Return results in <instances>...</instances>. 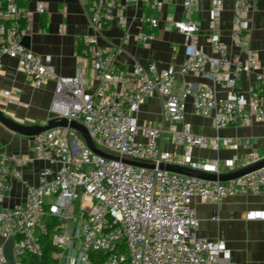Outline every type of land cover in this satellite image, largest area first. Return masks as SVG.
I'll list each match as a JSON object with an SVG mask.
<instances>
[{"label": "built area", "instance_id": "built-area-1", "mask_svg": "<svg viewBox=\"0 0 264 264\" xmlns=\"http://www.w3.org/2000/svg\"><path fill=\"white\" fill-rule=\"evenodd\" d=\"M36 11L45 13L40 0ZM154 9H162L171 0H144ZM183 18H165V30L174 29L185 36V57L178 73L209 81L200 87L187 83L173 92L176 71L159 68L155 63L134 64L131 70L120 67L112 48L100 46L97 35L113 20L120 0H91L89 19L94 34L82 37L81 54L90 59L91 77L82 68L72 75H60L23 42V19L29 7L18 0H0V62L3 57L16 60L18 69L39 87L54 82L50 112L82 123L95 146L120 157L139 161L164 162L219 174L249 165L264 158L256 154L249 139L244 156L200 161L195 148L220 145L238 149L231 138H207L191 131L188 124L177 128L185 115V104L192 101L195 114L209 118L216 129L248 126L252 121L264 125V65L250 50L249 0H235L232 7L230 39L232 51L221 41L216 20L222 11L212 0L208 43L213 55L197 43L199 22L192 18L197 0H183ZM149 31H140L136 39L148 44L155 38L158 25L154 17H144ZM129 35H126L125 40ZM254 74V85L247 92L239 81ZM218 89L223 91L218 94ZM157 92L162 99L164 126L138 122L137 113L144 98ZM36 157L46 161L36 183L27 185L24 201L6 206L12 188L9 175L20 179L10 161L23 164L26 157H9L0 151V237L14 240V264H21L25 252L41 255L40 237L47 233L46 218L54 217L52 242L59 248L55 264H244L232 260L222 240L197 234L199 218L195 199L216 203L233 195L264 196V167L228 181H211L165 170L137 167L109 160L90 150L68 128L46 130L33 139ZM175 149L167 150L164 144ZM254 217L264 218V211ZM70 221H78L76 227ZM90 251L107 254L100 263L92 261ZM0 264H7L0 242Z\"/></svg>", "mask_w": 264, "mask_h": 264}, {"label": "crops", "instance_id": "crops-1", "mask_svg": "<svg viewBox=\"0 0 264 264\" xmlns=\"http://www.w3.org/2000/svg\"><path fill=\"white\" fill-rule=\"evenodd\" d=\"M46 6L45 13L36 11L34 0H18L30 9L28 19L21 21L24 30V44L42 59L50 57V63L60 75H72L77 68H82L87 77H91L90 59L83 56L82 37L94 34L90 24L89 6L91 0H40ZM121 7L116 11L113 20L98 33L100 46L112 48L120 67L131 70L134 64L148 65L155 63L159 68L173 67L176 71L173 92H178L184 84L195 87L208 84L209 81L192 75L178 73L179 66L185 57V36L171 29L166 31L165 18H183V0H171L162 9H154L144 0H120ZM222 5L216 25L221 41L232 51L230 30L232 7L235 0H218ZM252 7L247 15L249 31L246 34L248 47L254 51L260 63L264 65V0H249ZM212 0H197L192 18L199 22L197 43L206 53L213 55L207 39L210 34V9ZM45 16V25L41 24ZM144 17H154L158 25L152 29L155 38L148 44L136 39L137 33L145 31ZM149 30V29H148ZM126 35H129L125 40ZM254 74L250 73L239 81V89L247 92L254 85ZM54 93V82L34 87L29 77L22 73L16 60L3 57L0 62V109L13 120L26 124H44L52 118L50 112ZM223 91L218 89V94ZM264 105V84H263ZM138 122L147 126H164L162 99L157 92L144 98L137 113ZM188 124L191 131L204 135L208 142L215 138H231L239 144L238 149L220 145L215 150L210 147L195 148L193 157L200 161L223 160L233 155L244 156L248 150L243 141L249 139L257 156L264 155V125L252 121L248 126H227L216 129L209 118L195 114L192 101L185 104V115L180 128ZM167 150L175 149L172 144H164ZM0 151L9 157H26L23 164L10 161L12 170H18L21 178L12 174L8 180L12 188L5 200L6 206L24 201L26 186L36 183L40 169L49 164L36 157L31 138L19 135L0 123ZM196 213L199 218L197 234L211 240H222L231 253L232 260L244 264H264V218L254 217V213L264 211V196L233 195L216 203H203L195 199ZM0 237V242L5 243Z\"/></svg>", "mask_w": 264, "mask_h": 264}, {"label": "water", "instance_id": "water-1", "mask_svg": "<svg viewBox=\"0 0 264 264\" xmlns=\"http://www.w3.org/2000/svg\"><path fill=\"white\" fill-rule=\"evenodd\" d=\"M0 123L3 124L9 130L31 139H33L35 136L49 129L58 128V127L68 128L70 130H73L76 133V135H78L82 139L84 144L90 150H92L94 153L106 159L121 161L123 163L137 167L165 170L190 177L201 178L204 180L221 181V182L228 181L264 167V158H261L249 165L239 167L231 171L221 172L219 174H216V173H209L188 166H182L177 164H170L164 162H159V163L146 162V161L135 160L126 156L120 157L111 152L104 150L103 148L95 146L86 127L82 123L76 120H70L63 117H59V118L52 117L49 120H47V122L44 124L26 125L13 120L11 117L6 116L3 113V111L0 109ZM13 243L14 240L12 237H10L5 241L3 245V251L5 258L7 260V264H14V256L12 251Z\"/></svg>", "mask_w": 264, "mask_h": 264}, {"label": "trees", "instance_id": "trees-1", "mask_svg": "<svg viewBox=\"0 0 264 264\" xmlns=\"http://www.w3.org/2000/svg\"><path fill=\"white\" fill-rule=\"evenodd\" d=\"M45 22L46 18L45 16H42L41 24L45 25ZM148 29L149 28L147 24H145V32L149 31ZM46 220L49 229L47 233L42 234L40 237V244L42 250L41 255L25 252L21 257V264H55L57 262L56 254L59 252V248L52 242V235L54 233V230L51 227V225L56 222V220L54 219V217H48L46 218ZM89 257L92 261L100 263L106 259L107 254L98 251H90ZM123 264H128V262H125Z\"/></svg>", "mask_w": 264, "mask_h": 264}, {"label": "rangeland", "instance_id": "rangeland-1", "mask_svg": "<svg viewBox=\"0 0 264 264\" xmlns=\"http://www.w3.org/2000/svg\"><path fill=\"white\" fill-rule=\"evenodd\" d=\"M77 224H78V221H70L69 226L71 228H74V227H76Z\"/></svg>", "mask_w": 264, "mask_h": 264}]
</instances>
